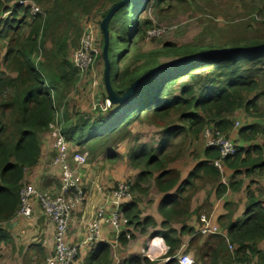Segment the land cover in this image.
I'll use <instances>...</instances> for the list:
<instances>
[{
    "label": "trees",
    "instance_id": "16d2710c",
    "mask_svg": "<svg viewBox=\"0 0 264 264\" xmlns=\"http://www.w3.org/2000/svg\"><path fill=\"white\" fill-rule=\"evenodd\" d=\"M121 1L54 0V6L48 13L33 17L29 8L16 0H0V248L2 242L8 241L7 228L18 217L21 209V191L25 186L26 173L40 161L41 137L50 133V124L56 120L72 147L85 148L87 162L102 154L115 157L119 145L131 139L134 123L160 129L161 140L156 147L142 144L131 153L130 161L133 167L143 170L140 177L142 181L151 172H161L157 184L162 191L172 189L178 182V173L166 167L169 162L179 158L185 143L176 144L173 137L181 135L185 139L192 135L195 140L206 127H212L232 139L233 118L239 110L248 118L264 120V109L260 103L264 95L261 82L264 76V38L244 36L225 45L214 44L211 48L197 49L167 42L162 48L142 52L136 44L154 26L151 20H142L141 15L150 4L160 0L128 1L115 11L110 20L108 55L111 59V83L120 95L143 73L163 64L160 62L162 58L176 60L228 47L263 49L194 58L152 76L122 104H111L104 110L94 109L93 112L77 107L68 111L65 107L62 115L58 116L59 109L80 80V72L65 58L58 60L59 56L65 54L61 41L57 42L58 48H46L45 37L49 28L53 22H59L61 11L70 6L77 5L88 13L100 4H109L103 14L105 18L112 7ZM4 14L9 15L4 17ZM112 42L126 43L115 64ZM103 45L102 33V49ZM131 57L137 65L133 68L127 65L122 69V63ZM100 60L104 63L103 51ZM106 99L104 94V106ZM261 132H264L261 123H254L242 126L237 134L238 139L250 143ZM237 148V154L226 158L223 170H220L214 165L220 158L219 149L205 146L202 160L182 187H192L195 178H200L216 184L219 195L228 188L237 191L243 180L231 185L223 183L225 170H235L234 174L245 173L250 176L255 168L264 166L261 146L251 145L249 150L238 145ZM240 168H245V172ZM129 186L132 189V184ZM257 191L247 187L246 209L235 218L237 208L225 203L226 214L219 216L218 225L226 233L227 239L215 234L218 235L216 238L219 243L218 249L211 253L214 257L212 264H216L217 258L229 264L244 261L264 264V253L258 247L264 241V199L260 200ZM177 204L163 208L162 212L166 216L173 214ZM122 211L130 221L139 220V212L133 203L124 205L120 213ZM173 233L174 230L170 229L164 234L170 253L178 248V241L170 237ZM229 244L233 246L231 254L228 252ZM110 256L109 248L100 246L86 257L85 264H110ZM133 262L139 264L137 259L128 263ZM166 264L178 262L171 259Z\"/></svg>",
    "mask_w": 264,
    "mask_h": 264
},
{
    "label": "crops",
    "instance_id": "0c3cea01",
    "mask_svg": "<svg viewBox=\"0 0 264 264\" xmlns=\"http://www.w3.org/2000/svg\"><path fill=\"white\" fill-rule=\"evenodd\" d=\"M167 1L160 0L154 5L162 6ZM65 107L71 111L74 105L68 99L59 109L58 116L62 115ZM254 123H261L263 127L264 121L247 117L241 126ZM238 130L239 128L234 127L231 132V137L236 144L246 150H249L251 145L261 146L264 160V146L255 142L259 137L247 143L240 138L238 139ZM132 131L131 139L122 142L115 150V157L111 158L103 154L91 162L88 160L79 170L78 180L84 192L85 200L77 206L72 217L68 242L78 244L87 234L92 222L99 220L100 239L96 244L98 247L106 246L109 248L110 264H134V262H128L135 259L139 260V264H166L171 259L177 260L180 264L178 257L182 254L194 259L195 264H212L214 257L211 256V253L214 252V249H218L219 241L216 238L218 235L201 234V227L210 218L214 224L218 225L219 216L226 214L225 203L232 204L234 209L237 208L234 218L243 214L246 209V194L249 186L252 190H258L257 194L263 201L264 187L259 188L256 181L263 180L260 173L264 171V166L255 168L251 171L250 176H246L245 173L234 174L235 170H225L223 183L231 185L238 180H243L237 191L228 188L224 194L219 195L216 184L200 178H195L192 187L184 188L182 184L189 178L194 167L204 156L203 148L199 157L195 161L193 160V165L184 167L182 165L184 163H180V160L187 153L184 145L179 158L169 162L168 167H166L167 169H174L178 173V182L172 189L162 191L157 184V177L161 172H151L142 181L140 177L143 170L133 167L130 161L131 153L137 147L142 144L156 147L159 141L157 144L140 141L141 135L137 134L133 127ZM180 137L184 136L178 137L177 135L173 137V141L180 144L183 139L176 141ZM41 142L40 161L38 165L26 173L24 181L25 184L36 187L42 193L56 196L61 192L63 170L57 159L58 149L55 147L50 134H43ZM176 149L177 147H175ZM214 165L216 166L215 163ZM239 170L245 172L246 169L240 168ZM124 180L129 181V185L132 184V189L129 186L130 197L121 201L120 212L124 205L133 203L139 212V220L130 221L122 211L119 226H115L109 221L113 211L116 210L113 191L118 183ZM262 184L264 185V182ZM176 204V211L173 214L166 216L162 212L163 208H171ZM32 207L34 211L32 219L18 216L9 224L7 228L9 239L7 242H2L1 248L6 246L12 253L3 260V264H45L47 256L53 252L54 226L47 220L39 199H32ZM99 213L102 214V217H99ZM170 229L174 230L170 237L172 240L178 241V248L173 253H170V246L164 237V234L168 233ZM219 235L227 237L224 232ZM258 247L264 253V241L260 242ZM96 251L82 249L75 264H85L86 257ZM228 252H231L229 247ZM228 252L227 258H229ZM216 264H229V262L217 258Z\"/></svg>",
    "mask_w": 264,
    "mask_h": 264
},
{
    "label": "rangeland",
    "instance_id": "374dc122",
    "mask_svg": "<svg viewBox=\"0 0 264 264\" xmlns=\"http://www.w3.org/2000/svg\"><path fill=\"white\" fill-rule=\"evenodd\" d=\"M24 2L39 8L42 13H48L55 3L54 0H39V2L36 0H24ZM108 6L109 4H100L98 8L88 13L83 12V9L77 5L66 8V11L62 10L61 19L57 23L56 21L53 22L45 37V40H47L46 48L48 50L58 48L57 42L61 41L65 54L59 56L58 60L61 61L65 58L70 64H73L72 56L79 47L84 28L87 24L92 23L96 26V35L98 36L99 48L102 52L100 23L104 19L103 14ZM137 9H139V6ZM8 15L4 14V17ZM141 19L151 20L153 28L160 30V33L153 38L149 39L145 35V38L139 40V43L136 45L137 49L142 52L162 48L163 44L167 42L197 49L211 48L214 44L225 45L231 43L236 38H243L244 36L247 38H264V0H168L162 6L150 4L148 9L141 15ZM125 47L126 43L124 42L119 44L112 42L114 64L117 62V56L120 55ZM100 55L94 62L92 69L86 74L79 73L80 80L68 95L69 101L73 103L75 108L93 112L94 109H97L98 91L106 94L103 80L104 63L100 60ZM173 59L175 58H162L160 62L166 63ZM127 65L133 68L137 65V62L131 57L122 63L121 68L124 69ZM261 82L264 88V76ZM107 102L106 99L104 106L101 101L99 111L110 106ZM260 103L264 109V95L261 96ZM246 117L243 111L239 110L233 118L234 127H242L241 125L245 123ZM132 127L137 134L141 135L140 141L157 144L161 140L160 131L157 128L137 123H134ZM182 139L187 153L180 160V163H184L182 165L188 167L193 165V160L195 161L199 157L202 149L206 146V142L203 133L195 140L190 135L186 136L185 139L184 137H180L176 141ZM255 142L264 146V132H261V135ZM75 150H81L83 153L86 152L85 148H71V151ZM85 154L87 155V153ZM261 174L264 180V171ZM263 180L260 182L256 181L259 188L264 187L262 184ZM76 209L73 211L72 217ZM11 253L10 249L6 246L2 247L0 249V264H3V260L10 256Z\"/></svg>",
    "mask_w": 264,
    "mask_h": 264
},
{
    "label": "built area",
    "instance_id": "2783aa9c",
    "mask_svg": "<svg viewBox=\"0 0 264 264\" xmlns=\"http://www.w3.org/2000/svg\"><path fill=\"white\" fill-rule=\"evenodd\" d=\"M16 1L20 5L28 7L33 17L45 14L42 13L39 8L26 4L24 0ZM159 33V29L153 28L148 31L147 38H153ZM100 52L101 49L98 45L96 26L89 23L85 26L79 47L72 56L73 66L81 72V74H86L92 69ZM49 134L54 140L55 147L58 149L57 159L63 168L61 192L53 196L49 193L40 192L32 185L25 184L21 191L22 206L18 212V216L32 219L34 212L32 199H39L47 220L54 226V250L47 256L45 264H75L82 249L91 251L97 250L98 246H96V243L100 239L99 220H94L89 226L87 234L78 244L68 242V232L72 220V213L85 199L84 192L78 180V173L87 163V155L81 151H71V145L67 142L57 120L50 124ZM203 134L207 147L219 149L220 158L215 164L220 170H223V161L237 154V145L230 137L224 135L217 128L206 127ZM128 197H130L128 182L126 180L119 182L113 191L116 210L113 211L109 219L115 226H119L121 216L119 209L120 203ZM99 217H102L101 213H99ZM200 233L204 235L223 234L221 228L212 222V218L201 227ZM229 249L233 251V246L231 244H229ZM178 260L180 264H195L194 259L184 254L180 255ZM238 264H255V262L244 261Z\"/></svg>",
    "mask_w": 264,
    "mask_h": 264
},
{
    "label": "water",
    "instance_id": "95a60500",
    "mask_svg": "<svg viewBox=\"0 0 264 264\" xmlns=\"http://www.w3.org/2000/svg\"><path fill=\"white\" fill-rule=\"evenodd\" d=\"M131 0H123L119 3H117L112 9L108 12L106 17L101 21L100 28L104 36V45H103V57H104V84H105V90H106V96H107V104H122L129 100V98L133 95V93L149 78L156 75L157 73H160L161 71H164L167 68H171L177 65L184 64L194 58H202L206 56H213L219 53H235V52H250V51H260L263 49L262 47H249V48H238V47H228L223 49H214V50H208L204 51L198 54L188 55L176 60H172L163 64H160L158 66H155L153 68H150L148 71L143 73L139 78H137L131 86L123 93L118 94L114 88L112 87L111 83V59L108 55V47H109V23L114 15L115 11L122 6L123 4L127 3ZM104 94L102 92H98L97 94V109L99 110L101 107V101Z\"/></svg>",
    "mask_w": 264,
    "mask_h": 264
}]
</instances>
